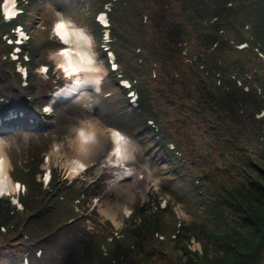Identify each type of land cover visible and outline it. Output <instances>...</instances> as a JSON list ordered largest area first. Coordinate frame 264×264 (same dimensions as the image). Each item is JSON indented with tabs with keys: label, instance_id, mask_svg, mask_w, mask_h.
<instances>
[{
	"label": "trees",
	"instance_id": "obj_1",
	"mask_svg": "<svg viewBox=\"0 0 264 264\" xmlns=\"http://www.w3.org/2000/svg\"><path fill=\"white\" fill-rule=\"evenodd\" d=\"M2 1L0 115L5 118L11 111L21 112V116L5 123L22 128L46 126L61 134L69 116L85 115L88 110L72 102L57 107L53 116L43 110L50 94L63 82L56 79L55 64L49 59L52 51L60 47L59 40L52 35L55 19L46 7L42 9L41 0H18L23 13L7 23L1 11ZM73 2L83 13L88 5L85 26L107 64V53L102 47L105 28L97 16L110 4L109 48L116 55L119 73L111 71L99 85L104 108L119 119L118 126L141 141L144 152H152L150 159L163 158L168 174L162 188L151 194L150 202L137 206L118 230L108 220L100 222L97 209H90L91 197L103 189L107 176L89 187L76 180H63L58 168L52 169L47 186L38 177L44 173L43 152L54 140L51 134L44 144L48 147L30 146L22 150L23 159H11V176L23 183L26 191L19 195L22 210L12 203L11 197H0V260L4 264H24V259L29 264H154V258L176 249L180 251L179 264H194L193 258H198L199 253L193 255L188 248L184 250V245L196 228L194 223L177 226L173 201H182L186 208L183 201L195 203L208 216L196 225L204 231L202 236L211 238L208 242L212 244L218 235L214 246L219 250L234 249L233 243L238 244L242 232L233 238L222 234L213 222V229L208 231V227L211 215L217 217L218 224H228L219 215L216 197L223 191L218 190L219 186L232 184L240 174H262L257 163H264V0ZM231 13L240 23L231 19ZM35 17L42 20V27L33 26ZM18 24L31 34L20 57L27 68L26 80L11 57L15 45L5 40L6 36L14 37L12 29ZM224 25H230L231 38L220 35V31H226ZM243 44L247 46L238 48ZM232 48L237 55L229 60L223 52ZM24 54L29 55V61L24 60ZM41 65L49 67L48 78L38 73ZM118 74L130 80L138 92L136 108L132 109ZM149 121L156 125L157 134ZM212 149L220 153L218 176L214 178L218 182L211 181L213 174L205 172ZM222 178L224 182H219ZM247 179L249 185L244 184L243 191L251 193L253 189L264 199L260 187L250 177ZM166 194L170 195L167 206L161 208L160 200ZM210 200L212 205L216 204L212 213ZM236 201L226 200L229 216L233 213L243 221L242 227L250 229L251 224L254 229L249 243L252 252L240 254L231 264H254V248L264 241V216L245 210ZM153 202L157 207L149 214ZM88 220L95 225L94 231L88 230ZM16 234L21 235L20 244L10 246ZM171 242L176 244L175 248H171Z\"/></svg>",
	"mask_w": 264,
	"mask_h": 264
},
{
	"label": "rangeland",
	"instance_id": "obj_2",
	"mask_svg": "<svg viewBox=\"0 0 264 264\" xmlns=\"http://www.w3.org/2000/svg\"><path fill=\"white\" fill-rule=\"evenodd\" d=\"M41 1L42 9H44L43 7H46L49 10L51 16L56 21L66 20L67 22L78 27L85 26L88 22V5L85 7V12L83 13V11H78V8L74 4L73 0ZM34 19L33 26L38 27L41 23V19L37 17H35ZM231 19L234 22L240 23L234 16V14L231 15ZM224 27L226 31L225 33H223L224 31H220V35L226 38H231L233 32L230 30V25H224ZM83 29L85 30L86 35L82 37V39L78 42H74L72 46L79 51L80 56H83H81L82 59H80L83 65V71L80 73V76L83 79V87L81 88L74 101L77 104H82L87 108L88 112L86 116H76L74 118H68L64 123L62 134H55L46 126L41 127L40 129H38L37 127H31L22 130L21 127L10 126L6 127V129H2L3 127L0 126V145L4 147L5 153L9 159L8 168L9 171H11L12 166L10 163V159L13 160L14 156H18L19 158L23 159L24 153L22 152V150L24 148L28 149L30 146H37L40 148L48 147L44 145L49 139L46 138L53 134V142L49 145V149L44 150L43 152L45 158L47 156L49 157V163H47V160L46 164H44L42 168L48 169L50 167H58L61 176L62 174H65L66 177H72L73 175H75L71 173L70 163L74 160L75 157H80L85 153V159L83 160L86 161V166H88V168L84 173L81 172L80 174H82L86 178L90 177L94 179L95 177H100L103 171H105L108 176V179L104 182L103 189L95 198V202L98 200L96 202L98 211L97 218L100 222L108 220L116 229H121L125 225L126 220L131 218H127L124 213L125 210L130 209L134 212L137 206L149 203L153 191L161 189L165 184V174H168L165 173V168H168V166L166 162H164L163 158L159 160L156 158L150 159L149 156L152 152H150V154L144 152L142 149V143L136 136H127L130 140L129 154L131 157L129 158V161L125 160V162L127 163V166H132L134 168L133 177L125 180L120 179L119 174L122 170L119 166H107L105 169L101 168V161L103 159L106 160L109 151H112L115 146V143L109 137L110 131L112 129H121L116 125L117 121L119 122V119L117 117L110 116L111 111L104 108L105 101L102 98L99 90V84H101L100 81L102 82L103 79L108 75V66L102 60V54L98 50L96 41L93 38L92 34L88 31L89 28L85 26ZM88 32L89 35L87 34ZM246 46V44H243L241 46H238V48ZM64 47L70 46L67 45ZM60 52L61 51H59V53ZM223 53H226L225 56H228L229 60L233 56L237 55V51L235 50V48L225 49ZM261 55L262 54H260V56ZM49 59L56 64V70L59 72V75H61V73H63L62 63L65 62V57L59 55L58 52L54 53L52 51ZM63 76L65 77L64 73ZM74 76L76 75L72 74V76L66 77V82L71 81ZM238 85L241 86L242 82L238 81ZM248 90L249 88L246 87L245 91ZM19 129L21 131L18 132L17 130ZM81 129L92 131L99 138L98 144L94 151L87 150L86 152H78L75 150L77 146L76 138L78 137V132ZM56 145H59L60 150L55 149ZM170 148H173V146L171 145ZM220 162V153L212 149L211 159L207 161L208 167L205 168V172L213 174L210 175L211 181L218 182V178L216 180H214V178L216 177V175L218 176L217 169ZM91 165L94 166L92 167ZM257 165L261 168L262 174L258 173L257 175L251 176L248 173L240 174L236 177L232 184H227L223 188H221L222 185L218 187V190H223L222 193H220L216 197L219 202V215L221 217L224 216L226 219V223L228 224H225V222L218 224L217 217H215L214 215L210 216V225L208 227V231H210V229H213V222L217 225V229L219 227L221 228L220 231L222 234L226 233V235L229 237L233 235V238H236L237 232H242V237L239 242H237L238 244L233 243L234 249L230 247L231 249L227 248L219 250L218 247L214 246L216 244V241H218V235L214 237L213 243L210 244L208 240L212 239L208 238L207 235L203 237L202 232L204 231L199 230V228L196 226L198 225V223L202 222V219H204L205 216L208 217L207 214H205L201 208H197L195 206V203H190V201H183L185 204H187L188 208L183 207L181 205L182 201H179L178 197L173 194L174 198L179 201V203L173 201V209L175 210L177 216V222H179L177 223V226H181V223H194L192 225L196 228L191 231L192 235L190 241H188V243H185L184 245V250L188 248L192 251L193 255L194 253H199L198 258H193L194 264H231L239 258L238 256L240 254L252 252V248L249 243L250 240L253 239L251 231L254 228L250 224V229H248V227L245 229L244 227H242V220H237L234 217L233 213L232 216H229V211L227 209L229 203H227L226 200L231 202V200L235 198L238 202L240 201L239 204L245 210L249 212L253 211L254 213H257L259 217L264 216V206L262 202L264 199H262L259 195H256L253 189H251V193H246L243 191L244 184L249 185L247 177H250L254 184L257 187H260L262 195L264 196V163H257ZM205 166L206 164H204V167ZM38 177L41 178L42 175H38ZM219 182H224V179L222 178V181L220 180ZM10 192L11 194H18L17 186L13 183V181L10 185L9 193ZM183 192H185V190H183ZM214 193L217 194L216 192ZM166 195L167 196H164V199L170 197L169 194ZM212 203L213 201L210 200V206L212 205ZM150 206V208L152 209L148 211L149 214L154 212L157 205L153 202L152 204H150ZM215 208L216 204L214 203L212 205L210 213H212ZM112 215H116V219L113 220L114 217ZM192 217H194V219H192ZM87 224H90L88 226V230L94 231L95 225L92 224V220H88ZM195 231L197 232L196 234H194ZM20 236L21 235L19 234L14 239H12V243H10V246H12V244L14 243H19L21 240ZM174 238L175 236L173 235L172 239ZM199 238H203L204 241L199 240ZM234 241H237V239H234ZM171 243V248H175L176 244L174 242ZM256 247L257 249L254 248V250H256L254 252H257L256 257L253 258V261L255 262L254 264H264V241H260V243L257 244ZM3 252H8V250H5ZM179 252L180 251H176V249L170 251L167 250V254L163 255L164 257L157 256L156 258H154V264H174L175 262L179 264ZM193 255L189 256V258H192ZM24 260L25 263L27 259ZM0 264H4V261L0 260Z\"/></svg>",
	"mask_w": 264,
	"mask_h": 264
},
{
	"label": "bare ground",
	"instance_id": "obj_3",
	"mask_svg": "<svg viewBox=\"0 0 264 264\" xmlns=\"http://www.w3.org/2000/svg\"><path fill=\"white\" fill-rule=\"evenodd\" d=\"M4 10L9 14L13 15L16 11L15 0H6L4 3ZM63 25V27H60ZM56 31L62 37V39L70 46L62 50L61 56L65 57V62L62 63V68L65 70L68 76L76 75L71 81L67 82L63 87L57 90L54 95L55 101L60 98L69 97L74 93H79L83 87V79L80 73L83 71V65L80 61L82 57L78 50L73 47L74 42H78L86 35V33L78 26L67 22L66 20H59L57 22ZM86 82V81H84ZM109 137L115 143L112 151H109L105 163L110 167L112 166H125V160L129 161L131 157L130 152V140L127 135L119 129H112L109 133ZM99 138L92 131L81 129L78 132L76 151L86 152L94 151L98 144ZM85 154V153H84ZM84 154L80 157H75L70 163V169L72 173L81 171L86 167V161ZM131 164V163H130ZM9 159L5 153L4 147L0 145V191L10 190L12 179L9 174ZM133 167L129 166L125 171H120L119 178L124 179L130 177L133 172ZM113 220L116 219V215H112Z\"/></svg>",
	"mask_w": 264,
	"mask_h": 264
},
{
	"label": "snow or ice",
	"instance_id": "obj_4",
	"mask_svg": "<svg viewBox=\"0 0 264 264\" xmlns=\"http://www.w3.org/2000/svg\"><path fill=\"white\" fill-rule=\"evenodd\" d=\"M60 27H63V25H60Z\"/></svg>",
	"mask_w": 264,
	"mask_h": 264
}]
</instances>
